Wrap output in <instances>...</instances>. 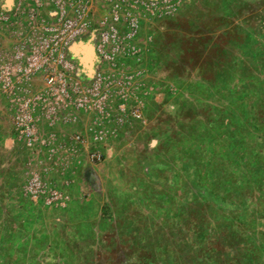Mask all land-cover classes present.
Returning a JSON list of instances; mask_svg holds the SVG:
<instances>
[{
    "label": "rangeland",
    "instance_id": "374dc122",
    "mask_svg": "<svg viewBox=\"0 0 264 264\" xmlns=\"http://www.w3.org/2000/svg\"><path fill=\"white\" fill-rule=\"evenodd\" d=\"M81 241L264 264V0H0V264Z\"/></svg>",
    "mask_w": 264,
    "mask_h": 264
},
{
    "label": "trees",
    "instance_id": "16d2710c",
    "mask_svg": "<svg viewBox=\"0 0 264 264\" xmlns=\"http://www.w3.org/2000/svg\"><path fill=\"white\" fill-rule=\"evenodd\" d=\"M200 225L201 224L198 220H194V219L189 220L190 235L192 236V239H194L192 244L194 245V248L197 249L198 251L203 246L199 242V239H200V237L198 236L199 231L196 230V229H199ZM259 235H261V232L259 233ZM260 238L262 239V237H260ZM82 239L83 238H81V240ZM242 239H244L245 241H249L248 240L249 237L247 234L242 236ZM76 242H78V240ZM81 242L82 243H76L77 246L82 245L84 243L83 241H81ZM97 243L102 248L103 241H102L101 236L99 237V239H97ZM103 247H104V244H103ZM260 250L261 251L264 250V247L262 249V246H261ZM47 256H49L48 253L37 251V252L33 253L30 257L34 261L33 264H42L41 262H44V264H47L48 263V260H46ZM59 256H61L63 259H68L71 264H72V262H77L74 264H91L92 262L96 261V259H97L96 255L92 252V250H90V248H86V247L80 248V246H79V249H77L76 246H73V247L68 248L66 250H61L59 252ZM79 259H84L85 262L78 263ZM118 261L121 262L120 258H118Z\"/></svg>",
    "mask_w": 264,
    "mask_h": 264
},
{
    "label": "flooded vegetation",
    "instance_id": "af4514ba",
    "mask_svg": "<svg viewBox=\"0 0 264 264\" xmlns=\"http://www.w3.org/2000/svg\"><path fill=\"white\" fill-rule=\"evenodd\" d=\"M59 25H61V22H60V24H59ZM60 44H62V42H59V43H58L59 47H60Z\"/></svg>",
    "mask_w": 264,
    "mask_h": 264
}]
</instances>
